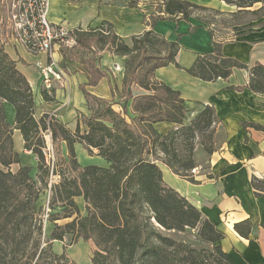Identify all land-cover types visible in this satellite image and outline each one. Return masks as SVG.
Instances as JSON below:
<instances>
[{
	"label": "trees",
	"instance_id": "obj_1",
	"mask_svg": "<svg viewBox=\"0 0 264 264\" xmlns=\"http://www.w3.org/2000/svg\"><path fill=\"white\" fill-rule=\"evenodd\" d=\"M139 1L129 0L128 5L136 7ZM219 1L235 7L232 16L250 15L247 20L227 23L239 26L236 30L264 17V0ZM257 3L260 7L251 9ZM155 5V10L144 18L147 29L133 35L130 45L107 21L95 27L72 29L76 51L89 54L76 62L81 64L87 79L80 90L90 112L89 116L78 115L73 131L52 114L42 113L35 118L31 87L17 70L16 61L4 50V29L0 23V264H74L65 250L79 239L93 242L91 264H204L207 256L218 264H234L219 245L222 232L164 182L159 166L164 164L178 177L196 183L191 173L197 167L196 144L207 155L216 149L219 121L213 106L205 105L186 125L183 123L186 108L180 93L154 78L157 68L169 64L181 68L176 61L178 41L157 34L153 30L155 23L186 21L194 10L208 8L187 0H156ZM3 12L0 4V18ZM204 22L206 26L209 24ZM257 24L264 26V20ZM207 28L211 51L196 54L184 71L210 82L226 79L233 68L245 69L246 83L230 88L264 94V63L248 67L223 56V39L215 38ZM104 52L126 57L119 110L85 89L106 76L98 66ZM69 56L65 55V59L69 60ZM131 86H137L142 93L133 95ZM40 95L45 102L53 101V95L43 90ZM5 102L14 110L11 125L6 122ZM160 122L171 125L165 133L158 132L154 126ZM241 125L264 133V126L258 123L241 122ZM13 130L19 131L23 152L29 151L34 156L35 166L22 164L24 153L13 148ZM47 130L53 147L57 148L61 142L65 144L66 156L61 159L60 171L55 163L52 168L46 164L42 152L45 146L42 133ZM78 143L89 155L102 157L107 166H81L74 149ZM14 163L18 168L11 172L9 166ZM32 169L36 170L35 179ZM50 173L58 177L57 182L49 185L47 220L53 225L40 241L41 220L35 215L36 202L41 187L48 186ZM250 184L254 196L264 197V178L252 175ZM76 198L84 203V215ZM59 219L67 221L58 224ZM187 229L196 230L198 239L208 248L196 249L163 233H182ZM233 229L247 238L250 225L242 220L234 223ZM65 236H70L68 243L62 245L60 253H55L52 242L63 241Z\"/></svg>",
	"mask_w": 264,
	"mask_h": 264
},
{
	"label": "crops",
	"instance_id": "obj_2",
	"mask_svg": "<svg viewBox=\"0 0 264 264\" xmlns=\"http://www.w3.org/2000/svg\"><path fill=\"white\" fill-rule=\"evenodd\" d=\"M128 1L59 0L63 14L59 20L52 22L63 23L70 29H85L107 21L113 25L124 42L130 45L133 35L147 29L144 18L153 9L148 4H143L147 0H140L136 7H130ZM221 4V7L228 6L222 2ZM77 12V15L82 12L89 13L82 26L69 20ZM153 30L167 40H177L180 45L176 61L181 68L172 64L157 68L154 78L180 93L186 108L183 123L189 124L205 105H211L219 121L216 125V139L218 133L221 135L220 144L208 155L206 169L199 171V167H196L192 170L196 183L178 177L164 164H159L163 180L198 208L203 217L211 220L222 232L223 238L219 245L234 264H264V197L254 196L250 184L252 175L264 178V133L241 125V122H254L264 126V94L254 93L246 88H230L246 83L248 73L245 69L233 68L226 79L218 78L210 82L190 76L184 71V68L192 64L196 54L211 51L210 35L205 23L190 16L186 21H157ZM237 32L235 38L223 39L222 55L236 59L248 67L255 63H264V26L247 27ZM4 50L16 61V68L28 81L33 95H38L34 97V101L40 114H53L71 131L76 126V111L79 112L78 115H90L80 90V85H85L87 79L79 62L70 66L68 60L70 68L66 69L70 73L67 74L66 83L57 82L52 91L53 101L45 102L38 90L39 77L36 68L37 63L45 61V54L30 53L13 42L4 45ZM125 60L124 56L102 53L98 66L104 70L106 76L95 86H85V89L105 100H119L120 103L123 100L121 95ZM130 90L133 95L142 93L137 86H131ZM65 91L70 95V104L61 105L58 100H64L62 97L65 96ZM9 105L4 103L8 122L13 121L14 115V110ZM154 126L156 130L164 132L170 124L160 122ZM13 131V148L16 152H21L22 138L18 135V130ZM77 145L82 146L78 143L75 148ZM242 220H247L250 225L247 238L239 236L233 229L234 223ZM55 243L53 241L52 246ZM53 250L57 252L54 247Z\"/></svg>",
	"mask_w": 264,
	"mask_h": 264
},
{
	"label": "rangeland",
	"instance_id": "obj_3",
	"mask_svg": "<svg viewBox=\"0 0 264 264\" xmlns=\"http://www.w3.org/2000/svg\"><path fill=\"white\" fill-rule=\"evenodd\" d=\"M10 0H0V4L2 5V7H4V12L1 15L0 18V23H2L3 29H4V45H7L10 42L17 43V41L13 40V39H7V25H8V20H7V10H6V2L8 3ZM59 0H48V11L46 14V18L48 21L52 22L53 20H59V17H62L63 14V10L60 6V4L58 3ZM67 1V0H66ZM68 1H73V0H68ZM190 2H193L195 4H198L200 6L206 7L208 8L207 10H194L192 13L193 18H196L197 20H199L202 23H205L204 21L208 22L209 24L207 25L209 27V29L212 31V33L214 34L215 38H222V39H232L235 38L236 35L238 34V27L239 26H229L227 25V23L232 24L234 22H236L238 19L240 20H247L248 17L250 15L247 14H242V15H238V16H232L231 13H233L236 9L233 6L228 5L226 8L225 7H221L223 4H221V2H219V0H187ZM155 2L156 0H147V1H143V4H148L153 11L155 10ZM221 5V6H219ZM260 5H253V7L251 9H256L257 7H259ZM84 11V10H82ZM77 13H75L74 15H72L69 20H71L70 22H74L77 24H80L81 26L84 24L86 18L89 17V13L86 12H82L79 15H77ZM264 20V17L261 18L260 20L251 22L250 24H247V27H254V26H258V22ZM223 21H226L225 24H223ZM206 24V23H205ZM260 27V26H258ZM20 45V44H19ZM77 46L70 51L66 52V55H70L69 56V62L71 63L70 66H73L76 62L78 61L79 58L85 57L87 55H89L86 52H83L82 50H78ZM69 66V68H70ZM69 69H64V77L61 78L60 80L56 81L55 84L57 82H60L62 84L66 83L67 80V74H69ZM56 86V85H55ZM39 92L42 90V86L39 82ZM65 96L62 97L64 100L60 99L58 100V103H60L61 105L64 104H70V101L68 102V100L70 99V95L68 94L67 91H65ZM38 96L37 94H35V96L33 95V97ZM71 96L72 98H74L73 93L71 92ZM108 102L112 103V106L114 109L119 110L118 109V105H119V100L114 101V100H107ZM9 108L13 110L12 105H9ZM78 111H76V116L78 118ZM42 114V113H41ZM40 114V110L36 107L35 104V110H34V116L35 118H39L41 116ZM53 115V114H52ZM6 116V113H5ZM54 116V115H53ZM8 117V116H7ZM56 117V116H55ZM6 122L8 124H12V121L7 120L6 118ZM171 126V125H170ZM170 128V127H169ZM168 128V129H169ZM159 131V130H157ZM167 131V129L164 132H160V133H165ZM14 132V131H13ZM47 135L48 133L43 132L42 135ZM18 135L21 138V135L18 133ZM221 135L218 133L217 139L215 136V147L220 144V137ZM17 137V136H16ZM46 142H51L49 137H45L44 139ZM52 146V145H51ZM56 147V146H55ZM53 147V155H54V163L55 165H57V170L60 171V169H62V158H64L66 156V150H65V146L63 143H61L57 148ZM75 149V155H76V159L78 161V163L81 166H86V165H98V166H104L107 165V162L100 156L98 155H89L87 153V151L82 147L77 145ZM194 155H195V160L197 163V167H199V171H204L206 169V165H207V158L208 155L205 154L203 152V150L201 149V146L199 144H196L195 146V150H194ZM19 153H24L22 155V164H27V165H31V166H35V158L32 154L29 153V151H24L23 149L21 150V152ZM59 164H61L60 166H58ZM18 168V164H11L9 166V170L11 172H15ZM35 169L31 170V175L32 177L35 179ZM192 173V172H191ZM193 177V176H192ZM181 178V177H180ZM183 179V178H182ZM48 186L47 188H42L40 186V184H37V186L41 187L40 189V195L39 198L36 202V210H35V215H37V217L41 220V233L39 235L40 241H43L45 239V237L48 235L53 222L47 220V214L50 213L49 208H48V199H49V185L51 183H55L58 181V177L57 175L54 174H49L48 176ZM76 203L78 205V208L80 210L81 214H85V208H84V203L82 201L81 198H76ZM52 212V211H51ZM65 221H67V219H59L57 221L58 224H62ZM35 227V226H32ZM164 234L172 237L175 241L178 242H184L186 244H188L190 247L196 248V249H200V248H208L207 245L203 244L200 242V240L198 239L197 235H196V230H185L182 233H175V232H164ZM70 236H65L63 241H59L54 244V246H52V250L53 247L54 249L57 251L55 253H60L62 250V245L64 243H68ZM53 244V242H52ZM94 249V245L92 241H82L81 239H79L76 243L68 246L66 248V254L68 257V260L71 261L74 264H91L90 263V257L92 254V251ZM54 251V250H53ZM22 264H26V263H22ZM204 264H218L216 261H214L210 256H207L204 260Z\"/></svg>",
	"mask_w": 264,
	"mask_h": 264
},
{
	"label": "built area",
	"instance_id": "obj_4",
	"mask_svg": "<svg viewBox=\"0 0 264 264\" xmlns=\"http://www.w3.org/2000/svg\"><path fill=\"white\" fill-rule=\"evenodd\" d=\"M6 4L7 39L17 41L30 53L45 54V61L37 63L36 68L42 90L52 95L55 82L64 77V69L69 67L66 52L77 46L72 29L63 23L47 20L48 0H10ZM46 133L43 138L48 136L51 141L49 131ZM51 145L45 141L42 152L46 164L52 168L54 155Z\"/></svg>",
	"mask_w": 264,
	"mask_h": 264
}]
</instances>
